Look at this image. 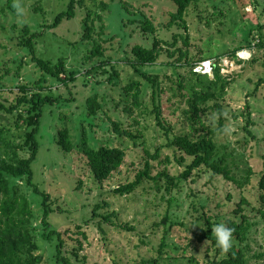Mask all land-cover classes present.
Wrapping results in <instances>:
<instances>
[{"label":"rangeland","instance_id":"obj_1","mask_svg":"<svg viewBox=\"0 0 264 264\" xmlns=\"http://www.w3.org/2000/svg\"><path fill=\"white\" fill-rule=\"evenodd\" d=\"M69 1L0 0V73L6 67L10 69L4 80L7 97H12L10 91L18 85L31 84L41 77L40 70L26 49L17 45L25 25L39 33L35 39L39 57L53 62L64 57L68 69L78 72L76 81L70 82L68 86L50 79L52 86L46 93L57 99L46 102L42 107L38 133L40 146L32 162L33 182L39 191L23 183L26 196L38 216L35 220L40 247L37 253L43 254L42 264H55V246L43 237V232L57 229L62 232L67 249L78 248L77 238L83 237L78 232L77 224H82L81 230L87 236L82 239L83 247L79 249V257L85 260L84 264H116V260L132 264L135 260L153 255V246L159 244L164 234L163 224L155 228L154 223L160 222L169 209L168 198H173L168 225L175 222L167 233L168 248L172 253L181 252L182 247L191 249L190 244L194 238L192 230L196 227L192 222V204L196 202L200 205L202 201L207 204V210L212 209L211 212L224 217L231 215L242 196L250 201L247 212L257 223L251 230L250 264H264V224L258 211L251 212L258 204V181L264 172V47L258 45L261 30L256 29L257 26H264L263 7L255 6L252 0H227L226 3H219L218 9H214L213 3L200 4L197 8L192 6L185 17L188 27L185 29L177 22L170 24L172 13L177 9L171 0H86L85 7L78 8L74 17L65 18L59 25L48 27L59 12L67 9ZM102 2L107 3L109 8L102 10ZM88 5L104 15L106 29L99 36L101 21L96 19L93 39L83 41L82 22L84 8ZM218 11L224 13L223 17L218 15ZM143 16L153 21L159 38L167 41L176 39V45L169 46L171 49L178 47L188 50L194 58H220L224 73L234 71L221 98L226 117L223 131L218 132L215 138L219 144L228 145V151L234 153L238 165L234 166V172L241 179L242 175H246L247 164L254 169L251 181L242 188L221 175L212 177L211 172L194 170L188 177L179 180L171 194L164 187L158 189L147 180L131 194L120 195L114 192L119 184L133 180L137 171L144 167L149 158L146 147L154 152L157 146L165 143V136L150 113V102L146 103L150 107L149 110L145 109V114H141L140 109H134L131 114L124 110L128 102L125 101L123 88L133 78L142 80L128 62L133 59L131 49L136 44L150 46L153 43L154 35L144 32L140 26L139 19ZM251 28L254 29L249 34ZM262 31L264 34V27ZM182 34L188 35V44L184 42ZM246 35L252 46L239 48L236 58L229 53L215 56L224 50L244 45ZM97 42L106 49L104 56L87 59ZM177 56L164 52L157 63L143 66L141 70L158 74L164 80L163 116L169 123L176 124L179 131L185 127V103L178 90V74L184 73L187 68L168 64L174 62ZM109 59L116 64L121 74L117 85L109 81L111 66L107 64L99 67L102 61ZM94 67L98 70L93 71ZM104 68L108 72H104ZM85 74H88V78H85ZM143 83L147 98L150 99L151 85L145 81ZM96 92L105 106L97 115L86 116V100ZM249 111L253 121L249 124L251 133L245 129ZM8 118L0 116V122L7 123ZM111 119L121 120L140 136L133 139L117 135ZM218 119L214 111L206 118L214 127H218ZM83 125L93 146H120L126 150L124 165L103 183L93 176L81 148L75 147L65 152L56 141L59 130L67 126L75 142H78ZM161 154L159 159H149L153 165V174L165 167L173 175L183 172L185 164L178 163L171 148L162 147ZM168 154L172 161L161 162ZM44 193L50 195L53 208L49 214V228L41 219L45 208ZM95 207L99 214L116 211V220L134 229L105 223V231H102L97 224L101 220L99 216L92 218L89 224H84L86 219L92 217ZM180 221L185 222L190 229L177 224ZM70 257L77 264L76 257L72 254Z\"/></svg>","mask_w":264,"mask_h":264},{"label":"trees","instance_id":"obj_2","mask_svg":"<svg viewBox=\"0 0 264 264\" xmlns=\"http://www.w3.org/2000/svg\"><path fill=\"white\" fill-rule=\"evenodd\" d=\"M171 1L176 4L177 9L172 13L170 24L177 22L180 26L188 29L185 17L192 6L197 8L200 4L213 3L214 9H218V4L226 3L227 0ZM85 2L86 0H70L67 9L59 12L54 22L47 26H57L63 19L74 17L78 8L85 7ZM252 3L255 6H262V12L264 13V0H252ZM101 4L102 10L109 8L107 3L102 2ZM125 7L130 11L127 4H125ZM84 9L82 40L90 41L93 39L92 36L96 31V19L101 21L98 32L99 36H102L105 32L106 24L104 22V15L101 12L93 10L89 5ZM218 15L223 17L224 13L218 11ZM139 21L142 30L153 34L154 38L150 46L136 44L131 49L133 59L128 60V62L139 73L142 80L133 78L123 88L125 101L128 102L124 110L126 113L131 114L134 109H140V113L145 114V109L149 110L148 107H150L146 103L150 102L152 104L150 113L154 116L157 127L162 130L165 136V143L157 146L154 152H151L146 147L145 150L149 158L145 161L144 167L137 171L133 180L119 184L114 189V192L120 195L131 194L147 180L148 182H153L158 189L164 187L171 194L173 188L178 186L179 180L188 177L194 170L211 172L212 177L221 175L228 180L234 181L242 188L246 183L251 181L254 169L247 164L248 169L246 171L244 169L246 175H242L243 179H241L234 172V166L238 167L235 162L234 153L228 151V145L219 144L215 138L218 132L223 131L222 126L226 117L221 98L230 80L233 78L234 71L228 74L224 73L220 58L214 59V56H199L194 58L189 55L188 50L184 51L178 47L171 49L169 46L174 47L176 39L174 41H167L159 38L156 35L155 24L146 16L140 18ZM263 27L260 25L256 29L261 30L258 45L264 47ZM253 29L251 28L249 34L252 33ZM38 34V32H33L29 25H25L22 28L17 45L26 49V53L40 70L41 77L31 84L22 83L18 85L16 89L10 91L12 97H7L5 95L4 80L9 75L10 69L6 67V70L0 73V116L6 119L9 117V122H0V264H42L43 262V254L37 253L40 249L37 241L38 227L35 225V220L38 219V216L35 214L26 196L23 183L34 186L35 191H39L33 182L32 162L36 159L40 146L38 133L41 127L42 107L46 102H54L57 99L46 93L52 86L50 79L53 78V82L59 81L68 86L70 82L76 81L78 73L68 69L64 57H60L56 62L39 57L35 42ZM182 37L184 42L188 44V35L182 34ZM244 38V45L224 50L215 56L221 57V55L229 53L232 57L236 58V52L239 48L252 46L248 36L246 35ZM105 50L103 45L97 42L91 50V54L86 58L91 59L95 56H104ZM164 52L170 56L178 54L176 60L168 62V64H178L181 67L187 68L184 73L178 74V90L181 91L185 103V108L183 109L185 127L179 131H177L178 126L176 124L169 123L163 116L162 94L164 92V80L158 74L141 70L143 66L157 63ZM208 59L212 60L213 64L211 73L194 69L201 61ZM7 62L5 61V63ZM107 64L112 68L109 81L117 85L119 82L117 80H119L121 75L120 71L110 59L102 61L99 67H104ZM97 67H94L92 70L97 71ZM103 71L108 72L105 68ZM85 78H88V74H85ZM143 81L151 85L150 99L147 98ZM104 106L105 104L98 98L97 92L91 94L86 100L85 115L95 116ZM212 111H214L215 115L217 113L219 116L218 127H214L212 123H208L206 120ZM248 114L245 129L251 133L249 124H252L253 121L251 120L250 111ZM111 121L113 130L117 135L133 139L140 136L138 132L134 133L130 127H126L121 120L111 119ZM89 139L84 125L78 142H75L70 128L65 126L59 130L56 141L65 152H70L75 147L81 148V152L84 154L86 163L93 176L100 183H103V181L108 180L116 171L121 169L125 163L127 153L120 146L101 145L95 147L90 143ZM164 146L173 150L178 163L185 164L183 172L173 175L168 171V167H165L163 170L153 174V165L149 159H159L162 156L161 150ZM187 158H190L189 162ZM162 161L171 162V156L169 154L166 155ZM258 187V204L251 209V212L254 210L258 211L264 224V172L260 175ZM44 195L45 208L41 219L46 228H49V214L53 208L50 203V195L48 193H44ZM172 200L173 198H168L169 209L167 208L165 211L163 219L160 222L154 223L155 228L159 227L160 224L164 226V234L159 244L153 246L154 254L140 260H135L132 264H250L251 230L257 223L255 220H252L253 217L247 212L251 203L245 196L241 197L231 215H224V217L211 212L212 209L207 210V204L202 203V201L200 205L196 202L193 203L194 219H192V222L196 227L192 230L194 236L192 245L190 244L192 248L182 247L179 253H172L168 248L169 243L167 241V233L171 230L172 224H175L173 222L171 225H168L171 219L170 206ZM96 216L101 217V220L97 224L102 231H105V223H110L119 228L126 226V228L134 229L133 226L127 224L123 226L122 223L118 222L116 220V217H118L116 211L99 214L97 207L93 209L92 217L86 219L83 223L89 224L92 218ZM218 223H224L227 227L234 229L232 233V246L227 252H223L216 246L212 228ZM177 224L186 226V223L183 221ZM77 228L83 238H77L79 247H72L71 249L66 248V241L61 231L50 229L43 232V237L55 246L53 256L55 264H75L72 257H70L71 254L76 257L77 264H84L85 260H81L79 257V249L83 247L82 239H86L87 236L86 232L81 230L82 224H77ZM186 228L190 229L188 226ZM116 264L123 263L116 260Z\"/></svg>","mask_w":264,"mask_h":264},{"label":"clouds","instance_id":"obj_3","mask_svg":"<svg viewBox=\"0 0 264 264\" xmlns=\"http://www.w3.org/2000/svg\"><path fill=\"white\" fill-rule=\"evenodd\" d=\"M234 229L227 227L224 223H218L212 228L215 235L216 246L223 252H227L232 246V233Z\"/></svg>","mask_w":264,"mask_h":264},{"label":"built area","instance_id":"obj_4","mask_svg":"<svg viewBox=\"0 0 264 264\" xmlns=\"http://www.w3.org/2000/svg\"><path fill=\"white\" fill-rule=\"evenodd\" d=\"M213 68L212 60H203L195 66V70L211 73ZM228 74V73H227Z\"/></svg>","mask_w":264,"mask_h":264},{"label":"bare ground","instance_id":"obj_5","mask_svg":"<svg viewBox=\"0 0 264 264\" xmlns=\"http://www.w3.org/2000/svg\"><path fill=\"white\" fill-rule=\"evenodd\" d=\"M243 53V52H242ZM243 55H245V54H243ZM246 55H247V53H246Z\"/></svg>","mask_w":264,"mask_h":264}]
</instances>
